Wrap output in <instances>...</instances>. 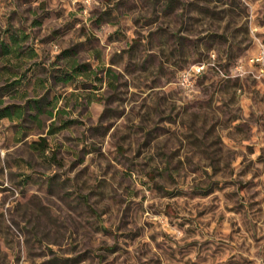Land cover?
Instances as JSON below:
<instances>
[{"label":"rangeland","instance_id":"374dc122","mask_svg":"<svg viewBox=\"0 0 264 264\" xmlns=\"http://www.w3.org/2000/svg\"><path fill=\"white\" fill-rule=\"evenodd\" d=\"M263 44L264 0H0V264H264Z\"/></svg>","mask_w":264,"mask_h":264},{"label":"built area","instance_id":"2783aa9c","mask_svg":"<svg viewBox=\"0 0 264 264\" xmlns=\"http://www.w3.org/2000/svg\"><path fill=\"white\" fill-rule=\"evenodd\" d=\"M253 60L261 62L263 65L261 67V70L264 72V44L261 46V50L259 54L252 57Z\"/></svg>","mask_w":264,"mask_h":264},{"label":"trees","instance_id":"16d2710c","mask_svg":"<svg viewBox=\"0 0 264 264\" xmlns=\"http://www.w3.org/2000/svg\"><path fill=\"white\" fill-rule=\"evenodd\" d=\"M5 112H2L3 115H10V112L7 107L3 108ZM44 139V138H43ZM40 150H44L47 147V142H39V146H37Z\"/></svg>","mask_w":264,"mask_h":264}]
</instances>
